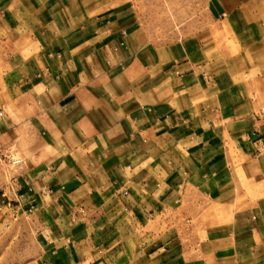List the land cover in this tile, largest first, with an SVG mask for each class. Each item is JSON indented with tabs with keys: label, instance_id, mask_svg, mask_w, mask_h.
<instances>
[{
	"label": "crops",
	"instance_id": "obj_1",
	"mask_svg": "<svg viewBox=\"0 0 264 264\" xmlns=\"http://www.w3.org/2000/svg\"><path fill=\"white\" fill-rule=\"evenodd\" d=\"M212 4L165 41L135 0H0V245L23 218L32 264H264V0Z\"/></svg>",
	"mask_w": 264,
	"mask_h": 264
},
{
	"label": "rangeland",
	"instance_id": "obj_2",
	"mask_svg": "<svg viewBox=\"0 0 264 264\" xmlns=\"http://www.w3.org/2000/svg\"><path fill=\"white\" fill-rule=\"evenodd\" d=\"M213 0H135V4L142 15L147 28L151 29L155 36L165 40L174 41L199 30L203 25L209 24L208 14L212 15ZM8 173V170H6ZM7 176H10L8 174ZM9 179V177H7ZM0 191V207L2 210V236H16V232L9 226L10 219H15L10 208L15 203V198L5 191L9 187V181ZM18 223L17 244L8 240L0 245V264H32L35 256L33 237L26 230V222L23 218L15 220ZM12 231V233H11ZM11 233V234H10ZM22 233V234H20ZM15 262V263H14Z\"/></svg>",
	"mask_w": 264,
	"mask_h": 264
}]
</instances>
